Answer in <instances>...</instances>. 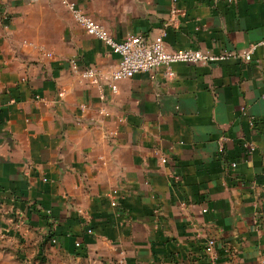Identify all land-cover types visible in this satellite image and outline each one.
Returning a JSON list of instances; mask_svg holds the SVG:
<instances>
[{
    "label": "crops",
    "instance_id": "0c3cea01",
    "mask_svg": "<svg viewBox=\"0 0 264 264\" xmlns=\"http://www.w3.org/2000/svg\"><path fill=\"white\" fill-rule=\"evenodd\" d=\"M74 1L118 41L166 27L168 50L252 59L159 67L113 93L118 55L61 0H0V264H264V0Z\"/></svg>",
    "mask_w": 264,
    "mask_h": 264
},
{
    "label": "built area",
    "instance_id": "2783aa9c",
    "mask_svg": "<svg viewBox=\"0 0 264 264\" xmlns=\"http://www.w3.org/2000/svg\"><path fill=\"white\" fill-rule=\"evenodd\" d=\"M70 12L72 18L80 24L89 35H92L105 42L115 54L118 55L117 65L107 74L109 77L108 86L113 93L118 91V82L124 79L132 78L140 72L152 71L156 68L163 67L165 75L168 78H173L175 72L173 66L177 63H192V64H210L228 59H238L241 61H250L254 49L246 51H235L231 49H223L220 53H215L211 50H200L193 48L168 50L165 45V36L167 34L166 27L161 29L158 35L152 40H149L143 34H133L127 36L124 40L118 41L109 32V30L101 23L97 22L90 14L84 11L74 0H61ZM176 11V10H175ZM4 20H9L7 14L4 15ZM41 49L47 57H52L53 53L44 49L41 45H36L33 42L29 43ZM77 68V66L75 65ZM81 77L91 84L103 86V79L106 75L101 69L96 67H86L80 71ZM39 100H44L40 95H36ZM84 108V107H83ZM106 112L105 108H102ZM250 128L256 132L257 119L250 117ZM118 131H115L117 134ZM227 137H223L219 143V151H224V143ZM245 148L244 161L249 162L250 157L257 151V145L253 141H244ZM161 162L166 164L167 158H162ZM231 167L236 168L237 162L232 161ZM176 181L180 180V176L173 175ZM119 191H113L112 206H116L119 202ZM208 209H203L206 212ZM57 242V240H53ZM77 246L81 245L80 241L76 242ZM217 240L215 237H209L205 243V254L208 259L215 262L218 257Z\"/></svg>",
    "mask_w": 264,
    "mask_h": 264
},
{
    "label": "rangeland",
    "instance_id": "374dc122",
    "mask_svg": "<svg viewBox=\"0 0 264 264\" xmlns=\"http://www.w3.org/2000/svg\"><path fill=\"white\" fill-rule=\"evenodd\" d=\"M1 250V249H0ZM32 260L34 261V258H32Z\"/></svg>",
    "mask_w": 264,
    "mask_h": 264
}]
</instances>
